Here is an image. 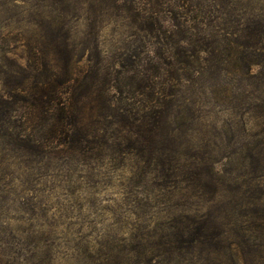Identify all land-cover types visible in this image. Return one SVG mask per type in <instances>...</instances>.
<instances>
[{
  "label": "rangeland",
  "instance_id": "rangeland-1",
  "mask_svg": "<svg viewBox=\"0 0 264 264\" xmlns=\"http://www.w3.org/2000/svg\"><path fill=\"white\" fill-rule=\"evenodd\" d=\"M263 30L264 0H0V90L9 88L6 75L19 66L28 87L66 75L78 126L125 148L114 149L113 162L105 156L90 166L64 159L47 166L15 157L0 142V264H105L96 251L105 244L116 245L120 258L129 253L122 246L127 234L118 230L136 223L122 188L137 150L125 146V136L139 137L141 115L158 94L175 93L173 101L161 102L168 126L178 127L189 146L216 143L213 157L244 156L264 140V122L257 118L262 110L245 101V75L203 68L181 87L176 72L162 69L173 61L175 70L184 59L181 50L193 46L213 50L212 64L225 61V46L237 58L244 44L264 42ZM88 243L95 247L87 250ZM139 264L200 263L185 256Z\"/></svg>",
  "mask_w": 264,
  "mask_h": 264
},
{
  "label": "trees",
  "instance_id": "trees-1",
  "mask_svg": "<svg viewBox=\"0 0 264 264\" xmlns=\"http://www.w3.org/2000/svg\"><path fill=\"white\" fill-rule=\"evenodd\" d=\"M206 31L198 28L205 37ZM242 49L241 53L237 51L241 56L235 58L236 50L225 46V61L220 58L212 64L213 50L187 47L181 50L184 59L178 61L175 70L171 68L173 61L161 66L164 72H176L181 87L194 81V76H201L203 68L211 74L214 69L233 75L240 72L249 81L244 86L248 93L245 101L257 102L262 110L257 118L264 122V42L246 43ZM204 63L210 65L204 67ZM20 68L6 75L10 86L0 90V142L15 157L37 165L48 166L64 159L90 166L105 156L113 162L114 149L124 152L120 143L116 146L96 139L92 131L78 126L70 77H49L28 87ZM147 79L152 85L157 83L154 76ZM174 95L171 90L153 98L141 115L144 125L136 130L139 137L131 140L125 136L130 141L125 146L137 150L134 170L122 188L123 205L130 206L136 223L128 230H118L121 235L127 234L123 240L128 243L122 246L129 253L120 258L116 245L107 244L96 251L108 260L105 264L153 263L185 256H197L200 264H264V140L239 157L211 156L210 146L217 144L208 140L189 146L178 137V127L168 126L169 114L161 104L173 101ZM106 150L108 153H104ZM154 209L156 213L150 216ZM85 247L90 250L95 246L88 243ZM103 248L107 249L102 252Z\"/></svg>",
  "mask_w": 264,
  "mask_h": 264
}]
</instances>
